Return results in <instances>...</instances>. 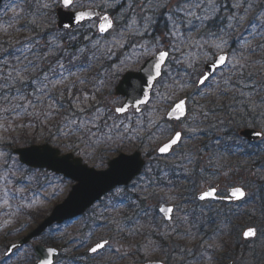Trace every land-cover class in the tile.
<instances>
[{
  "label": "rangeland",
  "instance_id": "1",
  "mask_svg": "<svg viewBox=\"0 0 264 264\" xmlns=\"http://www.w3.org/2000/svg\"><path fill=\"white\" fill-rule=\"evenodd\" d=\"M9 1L3 4L0 11L3 13L8 11ZM45 1L49 2V0ZM228 1L214 0L215 10L213 11L208 6L207 0H204L201 9H197V14L203 15L202 9L207 7L209 15L212 17L215 13H219L221 8H225ZM81 2L83 8L97 7L103 12L110 13L114 18L115 26L105 36L99 34L98 27H90L92 23L98 25V20L86 23L79 29L87 30L88 34L86 39L89 44H93L94 48L99 47L105 58L110 57V59H118L121 61L115 64L109 63L110 69L108 70V75L115 80V84L121 78L122 74L128 70L140 68L146 59L155 55L160 50H169L170 58L165 66L164 75L157 81L154 87L150 103L143 107L142 112L137 113L131 109L129 113L118 116L119 121L124 123L125 132L129 136H126L124 131H121L123 125L118 126L115 135L111 134L112 127H109L106 134V137L111 136V139H108L111 146H119L121 144L131 145L130 148H126L122 152L131 154L134 151H142L146 158V165L144 166L142 174L128 188L132 191L139 192L140 198L143 199H145L144 197L147 195L149 189L152 192L150 200L145 199L146 203L152 207L150 217L141 221V226L139 224L135 226L142 229L141 234L147 231L145 234L147 237H140L137 231L132 230L135 228L131 218L123 220L126 213L124 211H118L115 214V224L112 228L106 225V227L101 228L94 234L96 235L94 240L104 236L106 238L109 237L110 244L103 252L96 255L81 256L77 259L75 256L84 252L88 253L87 251L93 243L91 241H85V243L73 242L68 249L62 250L61 258H58L56 264H137V262H140V260L138 261V255L141 253L140 243L142 241H145L144 246H148L147 249L142 251L145 257L144 260L161 257V260L167 261L166 258L169 255L173 258L169 263L180 264V258L184 253H188L191 257L194 254L193 252L204 251L206 247L208 252L207 256L204 255L203 257L192 259L190 264H223V260L217 257V254L219 251L230 253L234 249H229L228 246L235 240L232 232L220 237L210 238L197 247L198 235L190 233L189 226L191 224H188V228H185L184 225L186 224L179 222L181 219L185 223L195 219L199 210V202L198 200H193V196L204 189L206 185L212 186L217 181H220L226 187L242 185L248 191V196L244 203L231 207L233 212L239 215V220H244L241 232L248 225H256L251 223L252 217L259 219V223L261 224L260 226L257 225L260 231L259 236L254 240L248 241L249 243L246 247L240 248L238 254H233V257L227 258L226 262L233 260L235 264H254L251 260L252 254L250 249L255 247L256 250L264 247V214L262 216L259 205H257V199L251 194L263 199L264 190L259 185L261 183L264 184V165L259 167L255 166L253 159H250L244 154L254 149V147H250L245 143L236 149L232 157H227L219 151L218 155L211 157V150L207 151L201 147L205 141L208 143L209 140L198 137L202 132V127H204L202 125L203 123L196 122L199 114H202L207 118L205 121L217 124V120L220 117L206 114V105L210 97L215 96L219 92V89L225 85L224 82L228 81L223 79L224 77L232 73L234 76H237L240 73L239 64L235 68L230 65L222 68L208 82L207 86L200 87L198 84H193V81L204 70L206 61L214 58L219 51L214 48L211 52H205V50L200 51V49L205 46L211 48L210 45L214 42H219L217 40L219 36H213L208 40L199 38L197 35L199 32L202 33V25L204 30L207 20L200 27L199 23L201 22L199 20H193L192 25H189L187 19L184 17V13L178 12L174 14V18L177 21V34L175 36H168L165 39L164 34L172 29V21L168 20L167 9L174 8L186 2V0H167V9L157 7L159 0H81ZM237 2L238 0H231L232 5ZM240 2L242 6L235 8V12L229 17L233 15H245L244 9L247 7V4L243 3V0H240ZM248 2L253 7L248 10L242 23L238 20H230L228 18V24H231L232 27L236 24L240 25V27L234 29V33L241 34L247 27L250 28L247 34L239 41L240 53H243V58L240 60L241 64H243L245 59L254 61L255 54L249 53L253 51L254 46L258 43L264 45V20L260 18L261 12H264V0H248ZM226 14L228 12L224 10L223 15ZM161 15L166 17L164 21L167 26L164 30H159L162 31L159 37L152 36L153 31L151 29ZM196 24L197 26H195ZM232 27H229V29H232ZM205 30L208 31L209 27L206 26ZM93 32L96 34H93ZM157 38H159V43H157ZM224 38L227 41L225 52H228L230 50L231 39H227L226 36ZM242 50L244 51L241 52ZM232 53L240 54L237 51H232L230 56ZM119 54L121 55L120 58H118ZM250 66L255 67L256 64L251 63ZM117 67L121 69L118 72L116 71ZM256 83V81L251 82L249 87L255 88ZM226 92L229 93V91ZM117 98L118 100L115 102L114 107L123 102L122 97ZM182 98H188V117L176 123L169 121L166 118V113L176 101ZM260 121V129H262L264 128V117ZM248 126L253 127V125ZM177 130L183 132L184 137L182 143L176 147L174 152L167 155L165 160H160L155 148L161 142L168 140ZM0 133L5 135H0L2 144L0 145V154H2L0 155V166L1 164L5 165L8 163V166H4L5 170H0V178H2L0 180L2 183V187L0 188V210L7 211L8 215L10 212L11 215L9 218L7 216L0 220V264H35L37 258L28 249H22L15 258L7 260L4 256L6 245L10 240H17L28 231L29 228L22 230L20 228L21 224L28 223L29 226L33 225L34 222L30 219L31 214L28 217L22 215L25 210L28 209L31 212H35L38 209L43 212H50L53 205L61 202L68 195L74 182L61 175L53 174L47 169L26 167L20 163L16 155H10L9 151H6L11 147L8 145L12 143L13 137L23 136L22 126L14 124L7 125L0 118ZM97 133V130H93L89 140H96L97 137L95 136ZM216 134L220 135L218 132ZM35 143L40 144L44 143V141L41 139ZM51 144L60 149L61 153L73 152L75 155L82 157L84 162L90 167L98 170L106 169L109 161L119 154L117 153L102 161L99 157L105 151H101L99 147H94L86 141L78 142L77 145L68 147L61 146L58 141ZM213 145L218 146L221 143L218 144L216 141L213 142ZM18 146L24 147L25 145L21 144ZM14 147L17 146L15 145ZM85 151L87 153L92 152V156L84 157L80 154ZM177 157H186L187 161L184 171L189 175L187 176L188 179H183L182 185L178 184L172 187L173 189L170 191L167 189L168 187L170 188L169 185L161 186L160 184H154L157 182V178L154 176L155 173L161 174V177H166L169 172L168 167L172 165L179 166L176 164ZM189 171L192 172L191 175ZM195 171L196 173L194 174L193 172ZM134 183L137 185L135 189L133 188ZM186 186H189L187 187L188 189L184 188ZM118 189L120 191H117ZM118 189L114 190L112 194L107 195L92 211H89L83 217L71 221L69 224L61 227L60 230H56V232H47L41 241L59 245H63L64 241L67 243L69 238L68 235L64 237L65 231L68 232L70 229L75 228L73 235L81 232L84 228V222L96 217L102 209L104 210V205H109L116 196L125 193L123 188ZM169 197H174V203L180 205L181 208L178 213H175L176 216L180 217L175 225L165 223L161 219L160 213L156 210L157 205L167 201ZM216 204L220 205L219 203ZM2 206L3 209L1 208ZM203 207L214 209L215 204L209 203ZM241 210L245 212L243 211L241 213ZM195 224L196 221L192 225ZM181 227L187 229L184 230V237H181L183 241L179 240V235L183 231ZM152 231L157 234L163 233L162 235L165 237L171 235L177 236L179 245L176 247L174 245H168L165 249L160 243H157L156 239L152 238ZM240 238L242 239L241 233ZM181 242L185 243L186 247H181ZM80 245H82V248L77 249ZM220 245L223 246L220 247ZM257 254L260 255L258 252ZM213 255L215 257H212ZM69 256L77 259L78 263L68 261L67 258ZM258 264H264V258L259 259Z\"/></svg>",
  "mask_w": 264,
  "mask_h": 264
},
{
  "label": "trees",
  "instance_id": "2",
  "mask_svg": "<svg viewBox=\"0 0 264 264\" xmlns=\"http://www.w3.org/2000/svg\"><path fill=\"white\" fill-rule=\"evenodd\" d=\"M45 3H47L45 0H10L8 11L5 13L0 11V83H5L2 77L7 76L14 68L28 66V71L24 73L28 80L25 82L20 94L25 95L27 100H32L36 104L35 108L28 109V113L23 108H17L14 112L12 111V106L16 104L26 105V100L5 101L0 98V118L7 125L22 126L23 136L13 137L12 143L8 145L11 147L7 150L10 152L15 145H30L41 139L50 143L58 141L63 147L74 146L78 142L86 141L94 147H99L101 151H105L99 157L100 160L105 161L122 150L131 147V145L126 144L111 146L108 137H106L109 127H112L111 134L115 135V131L118 130L117 126L120 125H123L121 131H124L125 135L129 136L125 132L124 123H121L119 117L114 113V104L118 99L113 95L112 87L115 85V80L108 75V70L110 69L108 59L104 57L99 47L94 48L93 44H89L86 39L87 30L79 28L74 30L57 29L55 9H45L43 7ZM233 5L231 0H229L227 4L229 14H233L236 10ZM222 17V10H220L219 13L207 21V26L212 28L215 33H221L226 36L231 35L236 38L237 35L228 28L227 16H225L224 21ZM162 19L163 21L166 20L159 17L158 21H162ZM160 25L158 22L154 26L155 32L153 36L159 37L162 34V31H159ZM166 26L165 23L162 27L166 28ZM237 27H240V25L236 24L232 29L234 30ZM93 34L96 33L93 32ZM232 44L237 46L234 41H232ZM238 53H240V49ZM253 53L255 54V60L248 61L245 59L243 62L245 67L239 69L240 73L237 76L232 73L224 77L223 79L229 81L228 86L224 82L225 85L219 89L215 96L210 97V102L206 105L211 115L220 117L219 124L221 127L218 129L226 136L224 140L235 141L233 139L235 136L233 130L236 127V122H240L241 127H247L248 125L261 126L260 120L262 117L260 113L264 112V105H260L259 102L261 98H264V47L258 43L249 54ZM251 63L256 64V66L251 67ZM59 64H63L64 69H60L58 67ZM32 65H35V68ZM69 70L72 73L71 75ZM45 74H47L52 83L48 85V89L45 90V94L41 97L43 102L37 103L34 89L43 80ZM33 79L37 81L36 85L31 83ZM81 79L84 81L83 83L80 82ZM255 81L257 82L256 87H249V84ZM52 84H56V87L53 88ZM16 88H20V85L15 84L11 91L4 89L3 92L9 97L20 95L16 92ZM223 89H227L229 93L222 92L221 90ZM241 92L245 93V95L242 96ZM249 93L251 94V100L256 102V112H252L243 103ZM85 95L88 97L86 101L84 100ZM77 97L83 101L79 106L83 111H80L74 105ZM49 105L52 106L51 110ZM4 109H8V111H4ZM49 111H51L50 117L45 120L44 113ZM17 112L19 113L18 115ZM89 116L91 117L88 118ZM65 117H67V120ZM73 119L77 122L84 121L87 124V128L78 127V123L69 125L68 121ZM224 123L225 125H223ZM203 125L204 127H211L215 123L208 124L205 122ZM93 130L98 131L95 137H99V140H89ZM70 131L72 134L65 135V133ZM0 135L3 134L0 133ZM0 145H2L1 139ZM80 154L84 157L92 156V152L87 153L85 151ZM260 161L261 157L256 159L255 164L260 163ZM185 163L186 157H178L177 164L184 167ZM184 170L183 168L176 169L175 167L169 169V171L180 172V184L183 179L187 180V176H189ZM193 173L195 174L196 171ZM191 174L192 172H190ZM158 180L162 185L167 184L162 177H158ZM174 185H178L176 184V179L174 180ZM187 187L189 186L184 188ZM146 196L147 200H150L152 196L150 189ZM253 197L258 200L257 205H259L260 213L263 216L264 197L263 199L256 196ZM139 206L141 221H144L150 217L152 207L140 196ZM133 210L128 209L127 214L132 211L136 213L135 209ZM251 223L261 225L259 219L254 217H252ZM240 226H242V223L236 225L237 229L234 228L236 243L228 245L229 249H235L231 251L235 254H238L240 248L248 245V243L239 238L241 228L238 229V227ZM141 231L142 229L139 228L140 237H147L145 235L147 231L144 234H141ZM152 237L158 239L165 249L167 248V241L172 244H176L179 241L172 236L171 240L164 242L163 238L158 237L154 231H152ZM144 242H141L140 260H144L145 257L142 251L148 248V246L143 245ZM242 242L243 244H241ZM181 246H186V244L182 243ZM262 248L255 250L254 247L252 249V263L255 260V264H257L259 259L264 258V247ZM257 252L260 255H255Z\"/></svg>",
  "mask_w": 264,
  "mask_h": 264
},
{
  "label": "snow or ice",
  "instance_id": "3",
  "mask_svg": "<svg viewBox=\"0 0 264 264\" xmlns=\"http://www.w3.org/2000/svg\"><path fill=\"white\" fill-rule=\"evenodd\" d=\"M204 2V0H186V2L179 4L178 6L167 9V0H159V3L157 7L165 8L167 9L168 13V20L172 21V29H170L168 32H166L165 36H175L177 34L178 28H177V21L174 18V14L178 12H183L184 17L187 19V23L189 25H192L193 20H199L201 24H203L204 21L210 19L208 8L202 9L203 15L197 14V9H201V5ZM243 3L247 4V7H245L244 16H237L233 15L229 17L230 20H238L240 23H242L245 19V16L247 15L248 10L253 7L251 3L248 2V0H243ZM207 4L209 7L212 8V10H215L214 6V0H207ZM242 6V3L240 0L236 4L233 5L234 8H240ZM45 9H59L61 12H63L66 15V18L68 20L67 23H63L61 25L62 28L66 30L72 29L74 26H81L83 22L85 21H93L94 17L99 20V24L96 25L95 23L90 24V27H98V31L100 33H106L110 29H113V20L109 18L107 14H104L102 16H97V14L94 11L91 10H84L83 4L81 0H49V2L45 3L43 5ZM261 20H264V12H261L260 14ZM150 19V18H149ZM229 27H232L231 24H229ZM255 35V33H253ZM217 40L219 42H214L211 47L214 49L219 50L218 53L215 55L214 58L210 59L209 61H206L208 64L207 70L202 71L200 75L197 77L195 81H193V84H198L201 86H207L208 82L213 79L215 74L220 71L223 67L226 66H232L235 68L238 64L240 68H244L245 64H241L240 60L243 58V53H240L237 55L236 53H232L230 56L225 52V47L227 45V41L225 40L224 36L221 35L217 37ZM99 43V41H97ZM157 43H159V38H157ZM247 43V42H246ZM264 47V45H261ZM169 56V53L167 51L161 50L158 53V56H154L152 66L149 67L148 64H145L144 67L140 69V71L147 72L146 77L141 78L142 83L139 86V95L132 97L130 99V102L127 104H121L118 107L114 108V112L117 114H124L128 111L129 107L133 108L136 112H139L140 105L147 104L149 102V92L144 89V85H148L149 87L153 86L154 82L161 76V68L162 65L165 63L166 58ZM5 64H7L6 61H4ZM33 68H35V65H32ZM58 67L60 69H64L63 64H59ZM121 69L119 67L116 68V71H120ZM28 71V66H25L23 68H14L11 72L7 74V76L2 77L4 79L5 83H0V98H2L5 101H11V100H26V105L16 104L12 106V111H16L17 108H23L26 113H28V109L35 108L36 104L33 103L32 100H27L25 95H22L23 87L25 85V82L28 80V77L24 75ZM154 72V74H153ZM15 73V75H13ZM69 74L72 73L69 70ZM81 83L84 81L81 79ZM33 85L37 84V81L33 79L31 81ZM52 83V81L49 79L47 74L43 77V80L40 82L39 85L34 89L35 99L37 103H42L41 97L45 94V90L48 89V85ZM15 84H19L20 88H16V92L20 95L9 97L4 94L3 90L8 89L11 91V89L15 86ZM225 84H228V81H225ZM53 88L56 87V84H52ZM132 90H136V85H132ZM222 92H226L227 89L221 90ZM63 95V93H61ZM241 95L244 96L245 93L241 92ZM143 97V98H140ZM88 99L87 95L84 96V100L86 101ZM83 103V101L80 100L79 97L76 98L74 101V105L80 110L83 111L82 108H80V104ZM245 106H247L252 112H256V102L251 100V94H247V99L243 101ZM260 105H264V98H261ZM50 110L52 109V106L49 105ZM4 111H8V109H4ZM186 113V100L181 99L178 103H175L172 107L171 111L168 113L169 119H175L179 120L181 117H184ZM19 113L17 112V115ZM34 114V113H29ZM51 114V111L44 113V119H49ZM178 114V115H177ZM261 117H264V112L260 113ZM67 120V117H65ZM78 127H84L87 128V124L84 121L77 122L76 120H69L68 124H77ZM94 123V122H93ZM118 127V126H117ZM241 127L240 122H236V127L233 130L235 132V136L233 137L234 140H237L239 138H242V136L254 134L256 137L264 139V128L261 129V131H256L254 133H248L244 132L241 133L239 131ZM74 131V130H73ZM171 131V129H169ZM72 132L65 133V135H70ZM108 139H111V136H108ZM97 140H99V137H97ZM224 140V137H220L217 139V143H221ZM182 143V134L179 131H175L174 135H171L170 138L166 141L161 142L156 148L155 151L161 155H167L170 152L174 151V146H178ZM230 146L225 145V149L229 150ZM44 151H47V149H43ZM2 155V154H0ZM55 155V153H53ZM123 164H126L127 166L131 167L134 164V161L128 160L122 162L120 159H117L113 162L114 167H119ZM227 175V173H225ZM137 185L134 183L133 188L135 189ZM117 191H120L118 189ZM246 191L244 186L242 185H232L228 188L227 192H225L223 195L218 194V190L215 187H208L202 189L198 194L193 196V200H199V201H214V200H228V201H243L246 198ZM147 199V196L144 197ZM181 210L180 205H176L174 203V197H169L167 201L164 202L162 205H158V212L161 214V219L166 220L168 223L175 225L177 220L180 219V217L176 216L175 213H178ZM186 218V217H185ZM257 228L255 226H248L246 229L242 230V237L245 240H248L249 238H254L257 236ZM110 242L108 240H100L99 242H96L94 246L89 248V252L96 254L100 252L101 250L105 249L106 246H109ZM223 245H220L222 247ZM12 247H15L13 245ZM48 258L41 259L39 261V264H54V255L56 253V250L53 248H49L48 250Z\"/></svg>",
  "mask_w": 264,
  "mask_h": 264
},
{
  "label": "water",
  "instance_id": "4",
  "mask_svg": "<svg viewBox=\"0 0 264 264\" xmlns=\"http://www.w3.org/2000/svg\"><path fill=\"white\" fill-rule=\"evenodd\" d=\"M3 1L4 0H0V5L3 3ZM84 10L94 11L97 14V16H102L101 11L97 8H84ZM107 15L109 16V18H111L109 14ZM57 18H58V23H57L58 28L64 29L61 27V25L63 23H67L68 20L66 18V15L63 12H61L59 9H57ZM95 19L96 18L94 17L93 20ZM75 27L77 26H74L72 29H74ZM156 56H158V54ZM153 59L154 57L148 59L142 67H144L145 64H148V66L151 67ZM163 65L161 68V75L163 73ZM207 67L208 64H206L205 71L207 70ZM146 75H147L146 71L142 72L140 70L128 71L123 75L122 79L115 87L116 95H122L126 97L123 104L129 103L132 97L139 95V86L142 83L141 78L146 77ZM133 84L136 85L135 91L132 90ZM153 86L149 87L148 85H144V89L149 92L150 98H151ZM141 106L142 105H140V109ZM130 108L131 107H129V109ZM171 109L169 110V112L171 111ZM186 114H187V103H186L185 116ZM184 117H181V119ZM167 118L169 119L168 114H167ZM170 120H175V119H170ZM256 131L257 130L254 129H245L241 131V133L244 132L254 133ZM245 137H247L249 140L252 141L259 139L254 134L245 135ZM43 149H47V151H44ZM14 153L19 155L20 160L23 163H26L32 167L48 168L57 173L64 174L65 177L74 180L76 183L73 184L70 193L63 200V202L58 204L54 208L52 213L30 235L24 237L19 243L15 244V247H12L13 245H11L9 247L8 253L11 252L13 249L20 247L26 244L27 242H29L32 237L39 235L54 222H63L68 218H72L83 213L87 208H89L97 200L102 198L103 195L108 193L115 186L129 184L137 175L141 173L142 168L145 165V160L143 159L142 153L140 151H135L132 154L121 153L120 155L109 161V167L106 170H97L94 167H89L86 163H83L81 157H76L74 153L61 154V151L58 148L52 147L50 144H39V145L33 144L27 147L16 148L14 150ZM53 153H55V155H53ZM117 159H120L122 162L132 160L134 161V164L133 166L129 167L126 164L122 163L121 166L114 167L113 162ZM35 248L40 260L44 258H48L47 250L50 247L36 245ZM53 249L56 250V253L53 257L55 261V258L58 255L59 250L57 248H53ZM39 261L36 264H39ZM141 264H166V263L161 261H148ZM229 264H233V263L230 262Z\"/></svg>",
  "mask_w": 264,
  "mask_h": 264
},
{
  "label": "flooded vegetation",
  "instance_id": "5",
  "mask_svg": "<svg viewBox=\"0 0 264 264\" xmlns=\"http://www.w3.org/2000/svg\"><path fill=\"white\" fill-rule=\"evenodd\" d=\"M0 180H2V178H0ZM216 188H217V190H218V194L219 195H223L225 192H227V190H228V188L229 187H226L223 183H221L220 181H217L216 182ZM208 186H210V185H206L204 188H206V187H208ZM0 188H1V181H0ZM211 202H214V201H204L203 203L204 204H206V203H211ZM221 203H226V202H221ZM227 205H231V204H227ZM2 209H3V206L1 207ZM26 212H27V210H25ZM3 214V215H2ZM35 213H33V215H34ZM30 216V219L31 220H33V225L32 226H29V224L27 223V224H24V225H22L20 228L22 229V230H24L25 228L26 229H28V231L23 235V236H26V235H28L30 232H32V230L44 219V217H45V212H43V211H41V212H37L36 213V215L35 216ZM8 216V218L11 216L10 215V212H9V215H8V212L7 211H5V210H0V220L2 219V218H6ZM84 216V215H83ZM39 217H41L40 219H38ZM209 221V220H208ZM57 225H55L54 224V226L52 225V228H49L48 230H50V229H53L51 232H56V230H57ZM45 236V233H42L39 237H37V238H33L28 244H25L24 246H22L21 248H18V249H15L11 254H9V256H6L5 258H7V260L9 259V260H11V259H13V258H15L17 255H18V253L22 250V249H28V250H30L34 255H35V257L36 258H38L37 257V253H36V250H35V244L36 243H42V244H44V242L43 241H41V239H43V237ZM22 237V236H21ZM21 237H19L17 240H13V241H9L8 243H7V245H6V250H7V247H8V245H10V244H13V243H16L17 241H19L20 239H21ZM36 261H37V259H36ZM36 261H35V263H36Z\"/></svg>",
  "mask_w": 264,
  "mask_h": 264
}]
</instances>
